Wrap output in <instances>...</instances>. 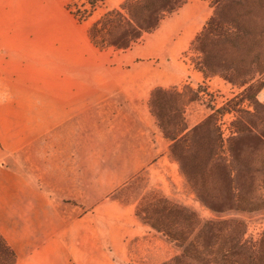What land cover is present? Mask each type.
<instances>
[{
    "label": "crops",
    "instance_id": "1",
    "mask_svg": "<svg viewBox=\"0 0 264 264\" xmlns=\"http://www.w3.org/2000/svg\"><path fill=\"white\" fill-rule=\"evenodd\" d=\"M4 8L0 0V84L6 81L11 92L0 102V233L16 264H106L115 251L94 237L101 229L92 242L73 239L91 232L84 225L98 217L110 224L95 214L102 197L156 158L164 139L149 103L154 89L178 81L175 62L167 56L163 65L162 57L180 48L177 30L161 27L141 45L99 51L88 28L76 26L66 11L55 23L53 11H39L41 20L29 27L45 28L38 46L45 42L48 52L43 66L26 65L19 54L6 55V47L24 46L15 38L6 44ZM36 39L28 36L27 49L37 50ZM171 43L176 46L168 49Z\"/></svg>",
    "mask_w": 264,
    "mask_h": 264
},
{
    "label": "rangeland",
    "instance_id": "2",
    "mask_svg": "<svg viewBox=\"0 0 264 264\" xmlns=\"http://www.w3.org/2000/svg\"><path fill=\"white\" fill-rule=\"evenodd\" d=\"M125 1L107 0L104 6L97 8L94 15L81 24L84 25V29L91 28L105 15L106 10L119 9ZM214 2L215 0H186V3L180 8L165 14L155 31L144 33L142 36L143 38L147 34L155 33L161 27H165L170 33L177 30L174 38L177 42L179 41L180 48L176 49V44L171 43L168 49H175H172L171 52L170 50L164 52L162 57L163 65L168 63H166V58L173 59L175 62L173 70L179 71V78L178 81H172L173 83L166 88H158L182 91L189 97H194V94L201 92L200 99L187 104L184 109L183 117L190 129L203 123L213 114L208 105L222 107L242 95L250 87L235 86L220 76L208 78L196 67L199 62L198 57L201 55L194 50L193 44L204 30L206 23L211 18L218 16L220 12H223L222 20L225 24V31L222 32V36H213L210 40L207 39L205 47L212 53L214 63L224 67L232 65L236 69L231 72L234 77L237 75L242 78L256 77L251 85L256 87V99L264 104L262 98L264 86L257 93V89L264 84V0H236L222 5H214ZM79 3L80 0H16L15 2L5 0L6 44L15 38L13 41L22 43L20 45L24 46L21 49H15V52H9L12 48L6 47V55L17 53L26 65L37 63L38 66H43V63L40 62L44 61L45 49L48 52V48L45 42L42 48L38 45L44 41L41 40L42 35L45 38L47 33L42 25L37 24L35 32L29 25L34 21L38 23L41 20L39 11H53L55 23L56 19L58 21L62 15L61 11H66V5L75 7ZM189 5V10L179 11ZM9 33L12 37L14 36L12 39L9 37ZM165 33L164 30L161 32L162 35ZM179 34H181L180 37H178ZM28 36L37 38L38 48L35 52L25 46ZM146 37L143 41H141L142 38L139 39L131 47L137 43L140 45L146 43V39L148 40ZM149 61L155 63L152 59ZM149 68H152V65ZM166 72L170 73V70ZM165 77L171 78L168 75ZM157 82L155 79L153 83L157 84ZM3 83L0 84V102H8L11 99L10 87L6 81ZM197 84H201L202 88L199 89ZM188 87H192L194 92L189 91ZM238 109L253 111L252 104L248 101L238 106ZM236 115L235 113L226 114V116H219L218 119L223 127L225 139L228 141L233 135L232 124L236 121ZM157 126L159 128L158 121ZM159 130L163 137L160 128ZM163 139L157 145L154 162L146 171L136 175L106 197H102L100 207L97 208L95 214L108 217L110 220L107 222L110 224L98 217L90 227L84 225L92 230L91 232L84 230L80 237L74 238L73 241L85 238L86 242H92L94 237L102 241V245L104 244L103 247L107 251H115L111 253L109 262L105 261L106 264H111V262L112 264H164L170 262L182 254V249L176 243L171 242L165 234L154 230L138 216V214L144 215L145 211L160 199L168 201L172 206H179L190 211L200 221V229L210 222H242L246 226V239L252 242L259 241L264 234V209L256 212L236 210L213 212L209 210L200 202L191 182L184 177L180 166L172 159L170 142L164 137ZM100 229L102 231L100 237H93ZM106 230H111L110 235L106 233ZM122 237H125V240H122ZM102 257H104L103 254L100 258Z\"/></svg>",
    "mask_w": 264,
    "mask_h": 264
},
{
    "label": "trees",
    "instance_id": "3",
    "mask_svg": "<svg viewBox=\"0 0 264 264\" xmlns=\"http://www.w3.org/2000/svg\"><path fill=\"white\" fill-rule=\"evenodd\" d=\"M229 1L236 0H215L214 5ZM106 2L80 0L75 7L66 5L65 10L78 26ZM185 3L186 0H126L119 9L106 10L88 29V36L99 51L127 50L144 33L155 31L165 14ZM222 15L220 12L211 18L194 42V50L201 55L196 67L208 78L220 76L235 86L250 87L222 107L208 105L213 114L193 129L188 127L183 113L187 104L200 99L201 92L189 97L182 91L157 88L150 107L163 137L171 144L172 159L204 206L213 212H256L264 209V104L256 99V87L251 85L256 77H234L231 72L236 69L214 63L212 53L205 47L207 39L223 35ZM197 87L201 89L202 85ZM188 90L194 92L192 87ZM246 101L252 104L253 111L238 109ZM232 113L237 115L228 141L218 119ZM138 216L182 249L180 256L164 264H264V234L259 241L247 240L242 222H210L200 229L194 214L162 199ZM16 262L15 251L0 233V264Z\"/></svg>",
    "mask_w": 264,
    "mask_h": 264
},
{
    "label": "bare ground",
    "instance_id": "4",
    "mask_svg": "<svg viewBox=\"0 0 264 264\" xmlns=\"http://www.w3.org/2000/svg\"><path fill=\"white\" fill-rule=\"evenodd\" d=\"M262 98H263V100H264V93H262Z\"/></svg>",
    "mask_w": 264,
    "mask_h": 264
}]
</instances>
